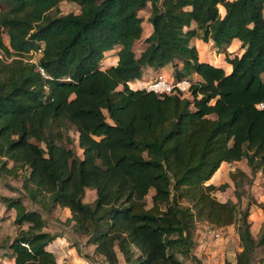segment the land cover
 Listing matches in <instances>:
<instances>
[{
    "label": "trees",
    "instance_id": "16d2710c",
    "mask_svg": "<svg viewBox=\"0 0 264 264\" xmlns=\"http://www.w3.org/2000/svg\"><path fill=\"white\" fill-rule=\"evenodd\" d=\"M63 1L0 0V176L25 171V196L46 211L69 208L75 232L109 264H204L199 221L236 225V264H264V222L255 236L250 221L264 201L240 207L251 176L230 173L237 201L218 199L230 184L213 180L242 160L264 176V0H68L80 12L61 14ZM148 4L153 32L137 56ZM195 38L224 47L232 70L201 61ZM235 39L240 49H225ZM168 64L178 80L201 77L191 97L137 82ZM0 200L16 212L4 256L58 264L42 211L23 196Z\"/></svg>",
    "mask_w": 264,
    "mask_h": 264
},
{
    "label": "rangeland",
    "instance_id": "374dc122",
    "mask_svg": "<svg viewBox=\"0 0 264 264\" xmlns=\"http://www.w3.org/2000/svg\"><path fill=\"white\" fill-rule=\"evenodd\" d=\"M4 4L0 2V8ZM61 14L69 12L79 13L80 9L75 3L64 0L60 5ZM147 12V10L143 11ZM6 43H9V37L4 35ZM32 58L38 60L39 53H32ZM3 53L0 51V58ZM67 133L73 139V146L81 155L82 150L79 147L78 132L73 126H70ZM12 166V163L10 164ZM242 169L246 171L252 178L251 184H246L244 190L246 195L243 197L240 207L244 209L249 200L264 201V176L261 173L251 174V168L248 166L246 160L233 162L223 165L215 174L214 181L216 184L229 182L230 186L225 191H218L215 195L221 201L232 199L237 201L235 196V185L230 179V173ZM25 171H21L20 177H13L10 175L0 176V197L2 196H23L25 203L29 208H38L42 211L47 227L46 229L57 235L55 241L51 244V249L55 252L58 258V264H109L104 257L95 252V246L88 243V237L78 234L74 230V222L71 220L72 214L69 208L57 207L51 211L43 210L38 204H34L28 197L25 196L23 190V176ZM152 195V193H151ZM151 195L148 196V201L151 202ZM96 199V191L93 189H86L84 201L93 203ZM15 210H8L3 201L0 200V243L6 245L11 238H14L17 232V226L14 224L13 216ZM250 221L252 223V232L255 236L258 235L260 228L264 222V209L251 205L250 207ZM239 235L236 225L228 227H214L205 221H199L196 230V246L195 254L204 264H236L235 257L241 250ZM6 250H2L0 254H4ZM259 258L264 257V249L260 250ZM121 264L124 260L121 257ZM188 264H192L188 262ZM259 264V263H256Z\"/></svg>",
    "mask_w": 264,
    "mask_h": 264
},
{
    "label": "crops",
    "instance_id": "0c3cea01",
    "mask_svg": "<svg viewBox=\"0 0 264 264\" xmlns=\"http://www.w3.org/2000/svg\"><path fill=\"white\" fill-rule=\"evenodd\" d=\"M147 10V12H144ZM220 12L222 15L225 14V8L221 7ZM151 13V4H148V6L139 11V15L144 18L143 21V36L142 39L137 41L135 46H134V51L136 52L137 56L140 55L141 51L145 47V39L148 38L152 32H153V26L149 22V16ZM192 43L197 46L198 51H199V57L201 61L204 62H210L213 63L217 66H220L226 70V72H230L232 70V66L227 62L226 60V55L224 53V47L220 48L217 47L215 42L210 40L208 42H205L201 38H195ZM242 42L239 39L233 40V42L225 47V49L229 50L230 52H236L240 49ZM117 58H115L116 62ZM160 74L164 75L167 79L173 80L174 78V68L172 64H168L165 67L155 69L154 67H148L143 74V77L138 80L137 82H144V83H151L153 80H155ZM201 77L197 74H194L192 76V80H197L200 79ZM136 82V83H137ZM218 172V171H217ZM215 176V175H214ZM213 176V180L215 177ZM13 210V209H12ZM16 212L14 216L12 217L13 220L15 219ZM13 238L10 239V241ZM4 243H0V253L4 249L2 246ZM0 264H14V261L11 259H8L7 257L4 256V254H0Z\"/></svg>",
    "mask_w": 264,
    "mask_h": 264
},
{
    "label": "built area",
    "instance_id": "2783aa9c",
    "mask_svg": "<svg viewBox=\"0 0 264 264\" xmlns=\"http://www.w3.org/2000/svg\"><path fill=\"white\" fill-rule=\"evenodd\" d=\"M37 52L41 55L42 48H40ZM40 70L43 73H45L43 68H40ZM192 84H193V80L190 78H184L180 80L175 78L173 80H169L164 75L160 74L154 81L148 84L147 90L153 91L160 96L169 95V94H182L185 97H191ZM258 107L263 108L264 103L259 104Z\"/></svg>",
    "mask_w": 264,
    "mask_h": 264
}]
</instances>
